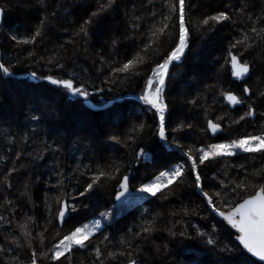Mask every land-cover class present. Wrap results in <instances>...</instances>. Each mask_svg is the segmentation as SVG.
Listing matches in <instances>:
<instances>
[{
  "label": "trees",
  "instance_id": "trees-1",
  "mask_svg": "<svg viewBox=\"0 0 264 264\" xmlns=\"http://www.w3.org/2000/svg\"><path fill=\"white\" fill-rule=\"evenodd\" d=\"M163 2L164 0H154L156 10H159ZM90 3L94 6L95 0H44L46 11H55L57 15L54 18H49L46 27L43 29L42 37L33 44L25 45L11 41L10 35H29L45 15V10H42L37 0H31L30 3L27 0H0V7L6 9L0 26V59L11 64L13 66L12 72L18 74L17 78H6L3 73H0V157H4V159H0V173L5 171L7 167L13 166L11 161L15 159V152L17 151H23L25 154L21 157L20 163L27 168V171L21 168L20 172L12 175L13 187L11 189L6 191L4 186H0V204L4 203L3 197L6 195L9 200L18 204L15 209L17 220L22 221L25 214L34 216L36 226L32 228L33 235L43 231L46 226L44 218L47 216V212L44 207V197L45 193H48L49 203H52L51 197L54 193L49 191L48 182L56 183L57 177L54 174V169L57 167L67 173L77 164L92 163L95 166L97 163L103 165L115 161L121 166L122 171L126 167L129 168L128 174L132 173L131 177L134 178L132 180L135 182V187H138L140 183L147 182L160 171L187 159L182 151L169 147L160 141L159 137L153 136L147 130L141 134L142 139L139 141L140 146L145 149L146 155L138 161L132 159V147L125 148L123 144H115V142L107 139V136L114 131L127 132L133 123L138 122V119L142 120L145 115L149 117V123H152L150 119L152 113L147 111L148 106L143 101L124 98L121 103L130 105V109L124 117L109 120V117L105 115L107 112L88 110L84 100L71 98L64 89L58 88V86L43 81L34 84L39 86L36 88L29 80V74L33 71L37 72L38 75H53L58 78H67V73H72L81 82L94 83L105 88L103 93H93L89 96L97 105H104L116 97L127 94H143L151 67L158 62V57L153 50H149L147 54H140L144 59V64L138 65L135 71L130 72L127 77L123 79L115 76L109 77L112 67L119 66L127 59H131L142 47L138 40L133 42L124 38L125 35H132L128 31L130 24L126 23L131 18L132 13L125 16V9L131 7L132 0H121L116 11L92 30L89 38L85 41L74 33L78 31L82 18H86V9ZM135 3L137 10L140 11L141 0H135ZM192 3L197 9L194 12L195 17L204 12L211 14L213 10L223 8L226 4L239 7L241 0H192ZM255 5V11L258 12L260 7L264 6V0H255ZM140 14L146 15V11H140ZM210 36L209 41L203 42L199 34H194L190 49L186 50V58H182V62H176L175 67L170 66V70L174 73L170 87L167 89L168 99L171 101V113L173 112L172 108L178 106V100L171 96L175 92L173 89H177L175 94L176 96L179 95L178 85L189 77L197 78V85L199 86L194 89L193 81L189 80L185 90L181 92H189L185 104L188 105V108L190 106L192 110H188L183 119H177L174 125L169 124V128L174 127L180 121L193 125L197 139L185 135L184 131L192 130L185 129L183 132L176 133L185 149L189 145L199 147L201 144L217 143L214 142L216 140L226 141L240 138L237 134L245 136L264 133V117L260 115L261 112H264V103L255 95L258 91H264V45L250 50L245 56L246 59L253 61L256 66L250 72L249 78L244 81L252 90L256 117H248L239 123H234L246 111L247 103H252V101H246L245 105L233 107L226 99L228 92L243 98L241 92L243 83L232 76L231 66L224 64L225 50L234 37L239 38V28L237 24L229 21L217 25ZM113 40H115V44H113ZM169 43L170 41L166 39L160 51H163V48L167 47ZM29 52H32L33 55L29 56ZM207 55L214 57L211 58ZM101 56L105 57L103 62L100 60ZM57 61L64 64L63 70L55 68ZM221 65L224 67L222 68ZM136 72H139V75H136ZM106 77L116 79L117 83L115 85H102L101 81H104ZM32 85L34 86L33 89H31ZM108 88H111L110 92L107 90ZM36 90L51 93L56 101L45 103L43 98L38 99L39 97L35 95ZM89 91L91 92V88ZM13 97H16L17 100ZM194 99L197 100V104L189 103ZM117 102L115 101L114 104ZM175 102L177 103L174 107ZM7 104H9L10 110L5 108ZM52 105L58 110L57 114L47 110ZM35 109L44 113V118L39 123L30 122L26 119L29 110ZM63 109L65 112L67 110L77 112L86 110L95 115L98 121H104V118L107 121L98 124V134L85 132L75 135L79 132H73L69 137L63 135L57 138L52 133L53 128L57 130L52 124L57 125V117L60 116V110L63 111ZM218 117H223V119L220 120ZM208 120L220 123L222 126V132L215 138H212L208 134L209 132L205 131ZM25 133L28 134L29 140L23 141L21 139L13 146L10 142V134L22 137ZM44 142L51 149H56L59 146L60 150L44 152L45 159L34 162L33 157L37 151H43ZM9 147H12L11 154L8 152ZM28 153L32 155L29 156ZM240 165H244L247 172L252 174L264 166V157L260 153L240 152L232 156L206 161L205 165L199 166L205 191H209L210 194L213 191H218L219 188L214 186L221 181L234 187L242 179L245 170L241 169ZM213 174L216 175V180L212 179ZM37 175L40 176L39 181L35 180ZM74 175H78V173ZM29 176L33 178V183L30 186L31 202L20 196L23 191L22 184L25 178ZM82 179H87V176L82 177ZM0 180H2V175H0ZM262 182L264 181L249 180V187L246 190H239L241 196L252 191V184L258 186ZM73 183L75 182L73 181ZM113 184V181H107L105 186L88 201V209H80L77 213H71L66 221L78 225L85 223L90 218H99V211L111 207L114 202V192L112 195L108 194L112 191ZM190 184L191 180L186 178L181 187L165 193L166 199L160 198L159 195L157 197L147 196L146 200L140 204L125 206L122 210L114 212L115 216L111 223H106L101 230L102 233L112 237L111 250L115 251L126 247L127 245L122 241L141 243L139 240H133V233L138 230L142 221L155 217L156 230L150 234V240L154 241V244L141 243L142 251L139 254L141 264H193L197 260H213L212 254L207 253L198 238L189 240L178 236L172 237L166 230H180L182 225L175 224V220L181 218L182 208L189 207L191 209L198 208L206 219L201 220L199 216H188L184 217V221L199 224L204 230L209 229L212 223H216L220 237L225 242L230 239L229 231L234 232L224 222L221 223V220L214 213H210L206 209L199 191L190 187ZM67 190L71 191V188ZM228 202H238V199L232 197ZM215 203L217 207L223 209L220 199H215ZM144 209H148V213L142 217L141 213ZM0 215L7 218L9 212L0 208ZM47 227L48 232L44 235L45 247L40 249L43 251H47V247H50V243H53L56 238L52 226L47 225ZM128 228H132L133 233L126 234ZM8 229L9 226L6 223L0 222V235L10 237L11 233ZM53 236L55 238H52ZM100 239L102 237L100 233H97L96 240L99 241ZM35 243L39 245V238ZM155 245H160L162 250L156 252ZM164 245H167L166 250L163 249ZM104 246L101 244L102 249ZM2 259L6 264H16L11 253ZM91 259L88 251L79 250L74 252L72 264H81V262L88 264ZM105 264H126V260L124 258L110 259L105 261Z\"/></svg>",
  "mask_w": 264,
  "mask_h": 264
},
{
  "label": "snow or ice",
  "instance_id": "snow-or-ice-1",
  "mask_svg": "<svg viewBox=\"0 0 264 264\" xmlns=\"http://www.w3.org/2000/svg\"><path fill=\"white\" fill-rule=\"evenodd\" d=\"M31 2V0H27ZM41 5L42 10H45V15L40 19L35 30L29 35L18 36L10 35V40L18 44H33L38 38L43 36V29L46 27L50 17H56L55 11L47 12L44 0H37ZM121 0H95V5L89 4L86 9V18H82V23L74 35L80 36L85 41L89 38L90 32L97 26L101 25L105 19L116 11ZM255 0H241L239 7H234L231 4L224 5L223 8L215 9L211 14L204 12L200 16L194 17V12L197 10L192 0H164L159 10H156L154 0H141L140 11H146V15H141L137 10L135 0H132L131 7L125 9V16L132 13L131 18L126 21L130 24L128 31L131 36L125 35L124 38L139 41L142 47L131 58L127 59L119 66L111 68L110 76L123 79L130 72L135 71L138 65L144 64V59L141 53L147 54L149 50H153L158 57V62L151 67L150 74L144 86L143 94L138 97L148 106L147 111L152 113L149 123V117H145L138 122L133 123L127 132H117L107 136L108 140L115 144H123L125 148L132 147V159L139 160L145 156V149L140 146L141 134L145 130L149 131L153 136L159 137L169 147L178 149L183 152L187 158L185 161L176 163L175 165L160 171L147 182H142L138 187L131 186V180L134 179L128 175L129 168H122L120 165L112 161L107 164H77L70 172L65 173L59 167L54 169V174L57 177L56 183L50 181L49 191L54 195L51 197L52 203H49L48 193H45L44 207L47 216L44 218L46 226L43 231L36 232L33 235L32 228L36 226L35 217L25 214L22 221L16 219V208L18 204L15 201L9 200L5 195L4 203L0 204L6 212H9L7 218L0 215V222L6 223L9 226V236L0 235V264H6L2 259L4 256L12 254V259L16 264H72L74 252L86 250L89 252L92 259L88 264H105V261L110 259L124 258L126 264H141L139 254L142 251L141 243L154 241L150 240V234L156 230V218L142 221L141 225L133 233L132 228L127 229V233H133V240H139L141 243L133 241H122L127 246L120 250H111L112 237L109 234L101 232L103 221L113 218L114 212L122 210L125 206L140 204L145 201L147 196L166 199L165 193L184 184L186 178L191 180L189 185L194 190H198L201 200L204 202L206 209L210 213H215L221 218V223L226 222V226L235 229V232L229 231V241L225 242L220 237V231L216 223H212L209 229H202L199 224H191L184 221V217L199 216L201 220L206 219L201 214L199 209H191L184 207L181 209V218L175 220V224H181L182 227L178 231L166 229L172 237H180L185 239L198 238L207 253L214 257L211 261H194L193 264H258L251 257H258L259 261H264V182L258 186L252 184V191L246 192L243 196L239 190L249 187V180L264 181V166L249 174L244 165H240L241 169H245L243 177L235 186L224 184L222 181L214 187L219 188L218 191H205V185L199 166L205 165L206 161L215 160L218 157H227L234 155L237 150L250 153H260L264 157V133L260 135H245L238 139H231L217 143L201 144L199 147L189 145L186 149L177 138L176 133L183 132L185 129L191 130L193 125L180 121L175 127L169 128V118L171 116L170 104L168 99L167 89L170 87L174 73L170 70V66L175 67L176 62H182V58H186V50L190 49L192 37L194 34H199L201 38L207 37L211 39L210 34L214 32L217 25H222L229 21L237 24L239 28V38H233L230 41L224 56V64L231 66V74L243 83L241 90L242 97L228 92L226 99L233 105H245L246 111L234 123H239L248 117H253L256 114L253 101V93L247 83H244L246 78H249L250 72L255 69V63L245 58L246 54L254 48L264 45V6H261L259 11H255ZM6 11L0 7V17ZM170 41L167 47L160 51L161 46L165 44V40ZM115 44V40H113ZM29 56L33 53L29 52ZM101 62L105 60L104 56L100 57ZM64 64L57 61L55 68L64 69ZM223 68L224 65H221ZM13 66L3 59H0V73L5 76L12 75ZM51 71V70H50ZM139 75V72L135 73ZM34 79L50 82L58 88L64 89L68 94L76 97L87 99L93 93H103L105 88L97 86L94 83L86 84L79 81L74 74L67 73V78H58L53 75H38L33 71L30 73ZM106 77L101 84L117 83L116 79ZM91 88V92L89 91ZM109 92L111 88L107 89ZM257 99L264 103V91L255 93ZM189 103L195 105L197 100H191ZM39 113V114H37ZM260 115L264 117V112ZM44 118V113L39 109L29 110V115L26 117L30 122L39 123ZM222 120L223 117H218ZM210 130L213 134L221 130L220 123H214L212 120L207 121L205 131ZM35 132V129H33ZM171 137V139H169ZM28 141L29 136L25 133L22 137L10 134V142L13 146L17 142ZM58 143V142H57ZM135 146V147H133ZM59 146L56 149H51L44 142L43 151H37L33 157V161H42L45 159L44 152L59 151ZM9 154L12 153V147L8 148ZM25 154L23 151L15 152V159L12 160V167H7L5 171L0 173L2 180L0 186H4L6 191L13 187L11 177L13 174L20 172L21 168L27 171V168L20 163L21 157ZM31 156V153H28ZM4 159V157H0ZM19 164V167L17 165ZM78 175H74L77 174ZM87 176V179L82 177ZM216 175L213 174L212 179L216 180ZM35 180L39 181L40 176H35ZM73 181L75 183H73ZM107 181H113L112 191L114 192V202L109 208L99 211V219H93L90 223H82L79 226L72 228L68 232L63 231V226L71 213H77L80 209H88V201L94 197L97 192L103 188ZM33 183L32 177H26L23 184V191L20 193L28 202H31L30 186ZM71 188V191L67 189ZM146 194V195H145ZM236 197L238 202L229 203L228 201ZM215 199H220L223 204V209L217 207ZM33 207L35 205L33 204ZM148 213V209H144L141 216L144 217ZM96 215L95 213L93 214ZM175 215V214H173ZM47 225H51L54 231L55 242L50 243L47 251L40 250L45 247L44 235L48 232ZM97 233H100L102 239L96 240ZM39 238V245L35 241ZM104 244V248H101ZM167 249V245L163 246ZM162 250L160 245H155V251ZM251 254V257L248 254ZM83 264V262H81Z\"/></svg>",
  "mask_w": 264,
  "mask_h": 264
},
{
  "label": "rangeland",
  "instance_id": "rangeland-1",
  "mask_svg": "<svg viewBox=\"0 0 264 264\" xmlns=\"http://www.w3.org/2000/svg\"><path fill=\"white\" fill-rule=\"evenodd\" d=\"M202 41L203 42H206V41H209V39H207V37H205V38L202 39ZM207 56L208 57L210 56L211 58L214 57L213 55H207ZM8 78H13V77H8ZM189 80H192L193 81L192 84H193V87H195L194 89H197L199 87L197 85V78L192 79V77H189L188 79H185L183 82H181L178 85L179 86V93H180L179 95L176 96L175 92H176L177 89L176 90L173 89V91H175V92H174V95H171V96H172V98L178 100L177 101L178 102V106H176V103L177 102H175L174 103V107L175 106L176 107L174 109L172 108V111L173 112L171 113V116L169 118V124L170 125H174L175 122L177 121V119H183V117L188 113V110H192V109H190L191 108L190 106L188 108V105L185 104L186 97H187V95H188L189 92L188 91H186L185 93L181 92V91H184L185 90L186 84L189 83ZM43 81L44 80H39V81H36V82H32V84L34 85V84H37L38 82H43ZM33 85L31 86L32 87L31 89H33V87L35 86V85L34 86ZM35 87L36 88L37 87L39 88L38 85L35 86ZM37 91L38 90H36L35 95H37L39 97L38 99L43 98V100L45 101V103L56 101V99H53L54 96L51 93H46V92H43V91H38L37 92ZM13 99L17 100L16 97H13ZM125 104L126 103H123V102L121 103V100H120L117 103H115L114 105H111V107H109L107 109H104V110H93V111H100V112L101 111H104L105 113L107 112V114H105V115L107 117H109V120H112V119L113 120H116V119H120L121 117H124V115L126 114V112L130 109V105H125ZM5 108L7 110H10L9 109L10 108L9 104H7L5 106ZM86 108H88V107L86 106ZM47 110L48 111H51L54 114H57L58 113V110L55 108L54 105L48 107ZM88 110H92V109L88 108ZM60 112H61L60 113V116H58V117L56 116L57 117V120H58V123H57L58 126L55 123L52 124V126L56 127V129H57V130H54L55 128H53V132H52L55 136H57V138L58 137H61L63 135H66V136L69 137V135H71V133H73V132H79V133H76L75 135H80V134L85 133V132H87V133L88 132H91V133H94V134H98V132H99V125L98 124L107 121V120H105V118H104V121H102V120L101 121H98L95 115L87 112L86 110L79 111V112L72 111V110H67L65 112V109H63V111L60 110ZM256 114H255V116H253L251 118H255L256 117ZM115 124H117V123H115ZM191 130L192 131H188V132L187 131H184L185 135L187 137L197 139L196 134L193 131V127H192ZM237 135L239 137H241V135H239V134H237ZM212 138H215V137H212ZM233 139H238V138H233ZM229 140H231V139H229ZM214 142H221V140H216ZM240 152H243V151L237 150V152L235 154L240 153ZM129 174H130V176H132V173H129ZM131 186L132 187H135V182L133 180H131ZM126 211H127V208H126ZM120 214H121V212H120ZM93 219L94 218H92V219L90 218L85 223H90ZM95 219H99V218H95ZM112 219L113 218L104 220L103 221V227H102V229L105 227L106 223H111ZM64 224H65V228L63 229V231L65 233L68 232V231H70L72 228L80 225V224L77 225V224H75L73 222L69 223L68 221H66V223H64ZM52 238H55V237L53 236ZM55 239H54V242H55ZM252 260L257 261L254 258H252ZM257 262H258V264H264V263L259 262V261H257Z\"/></svg>",
  "mask_w": 264,
  "mask_h": 264
},
{
  "label": "water",
  "instance_id": "water-1",
  "mask_svg": "<svg viewBox=\"0 0 264 264\" xmlns=\"http://www.w3.org/2000/svg\"><path fill=\"white\" fill-rule=\"evenodd\" d=\"M3 19H4V13H3L2 17H0V26H1V24H2ZM4 76H5V75H4ZM5 77H13V78H16V77H18V74L12 72V75H11V76H5ZM29 78H30L29 80H30L31 82L39 81V79H34V78H32L30 74H29ZM235 78H236V77H235ZM236 79H237V78H236ZM47 82H48V81H47ZM49 83H50V82H49ZM50 84H51V83H50ZM55 86H56V85H55ZM69 96H70L71 98H73V99L84 100L85 105H86L88 108L92 109V110H104V109H107L108 107H110L111 105H113L115 101H120V100H123L124 98H126V99H133V100H137V101H140V102H141V100L138 99V97H139L140 95H136V94H127V95H125V96L116 97V98H114V99L108 101V102H107L106 104H104V105H97V104H95V103L91 100L90 97H88L87 99H84L83 97H76V96H72V95H70V94H69ZM230 104H231V103H230ZM231 105H232L233 107L236 106V105H233V104H231ZM214 123H217V122H214ZM221 130H222V126H221ZM221 130H219V131H218L217 133H215V134H213L210 130H208V132H209V134H210L211 137H216V136L221 132ZM128 175L130 176V174H128ZM130 177H131V176H130ZM214 214H215V213H214ZM215 216H216V215H215ZM216 217H217L218 219L221 220L220 217H218V216H216ZM224 223L226 224V222H224ZM228 227H230V226H228ZM232 230L235 232V229H232ZM248 255L251 256L250 253H249ZM252 258H254L255 260L259 261V258H258V257H252ZM259 262L264 263V261H259Z\"/></svg>",
  "mask_w": 264,
  "mask_h": 264
}]
</instances>
